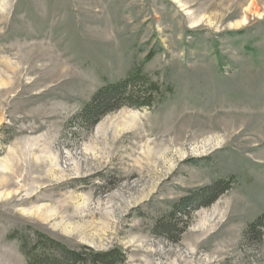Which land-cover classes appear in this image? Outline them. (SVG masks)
<instances>
[{
  "label": "rangeland",
  "instance_id": "1",
  "mask_svg": "<svg viewBox=\"0 0 264 264\" xmlns=\"http://www.w3.org/2000/svg\"><path fill=\"white\" fill-rule=\"evenodd\" d=\"M138 67L165 98L80 125ZM263 213L264 0H0V264H29L38 232L113 264H264Z\"/></svg>",
  "mask_w": 264,
  "mask_h": 264
},
{
  "label": "trees",
  "instance_id": "2",
  "mask_svg": "<svg viewBox=\"0 0 264 264\" xmlns=\"http://www.w3.org/2000/svg\"><path fill=\"white\" fill-rule=\"evenodd\" d=\"M164 93L165 90L161 85L152 80L141 67H138L132 70L124 79L102 86L84 104L75 119L80 125L90 129L103 116L124 106L153 107L165 98ZM232 182L231 178L219 179L213 184L196 188L189 195L180 198L175 203L173 210L159 223L160 233L169 239L177 240L173 234L177 232V229L179 231L184 229L177 228V221L180 219L185 222V217L189 215V210L193 206L200 208L214 203L223 192L231 187ZM262 225H264V213L250 224L248 232L250 234L255 233L258 227ZM24 247V249H27L26 244ZM35 248L37 253L34 257L27 253L29 264H76L78 262L87 264L88 261L91 264H113L125 259V255L117 249L105 253H91L87 254V257H83L82 254L70 250L61 242L55 241L40 232L37 233ZM47 253L49 254L45 256L44 254ZM59 256H61V259Z\"/></svg>",
  "mask_w": 264,
  "mask_h": 264
},
{
  "label": "bare ground",
  "instance_id": "3",
  "mask_svg": "<svg viewBox=\"0 0 264 264\" xmlns=\"http://www.w3.org/2000/svg\"><path fill=\"white\" fill-rule=\"evenodd\" d=\"M0 253H1V242H0Z\"/></svg>",
  "mask_w": 264,
  "mask_h": 264
}]
</instances>
